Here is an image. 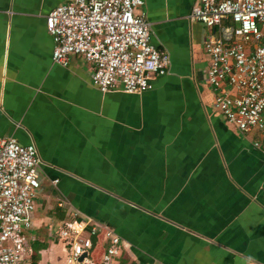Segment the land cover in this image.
Wrapping results in <instances>:
<instances>
[{
    "label": "crops",
    "instance_id": "obj_1",
    "mask_svg": "<svg viewBox=\"0 0 264 264\" xmlns=\"http://www.w3.org/2000/svg\"><path fill=\"white\" fill-rule=\"evenodd\" d=\"M70 1L0 0V138L42 164L26 264H64L52 234L72 212L115 232L117 264H264V152L213 110L196 0H145L170 69L133 95L52 62L45 18Z\"/></svg>",
    "mask_w": 264,
    "mask_h": 264
},
{
    "label": "built area",
    "instance_id": "obj_2",
    "mask_svg": "<svg viewBox=\"0 0 264 264\" xmlns=\"http://www.w3.org/2000/svg\"><path fill=\"white\" fill-rule=\"evenodd\" d=\"M145 7V0H71L53 9L45 18L52 62L65 68L70 57L82 58L102 94L151 90L170 59L151 43ZM189 20L208 30L203 47L213 110L240 134L256 132L253 147L264 152V0H196ZM41 165L33 145L0 138V264H26ZM52 237L64 264H117L120 256L109 226L74 212Z\"/></svg>",
    "mask_w": 264,
    "mask_h": 264
},
{
    "label": "trees",
    "instance_id": "obj_3",
    "mask_svg": "<svg viewBox=\"0 0 264 264\" xmlns=\"http://www.w3.org/2000/svg\"><path fill=\"white\" fill-rule=\"evenodd\" d=\"M38 260H39V257L38 256H34L33 264H37Z\"/></svg>",
    "mask_w": 264,
    "mask_h": 264
},
{
    "label": "rangeland",
    "instance_id": "obj_4",
    "mask_svg": "<svg viewBox=\"0 0 264 264\" xmlns=\"http://www.w3.org/2000/svg\"><path fill=\"white\" fill-rule=\"evenodd\" d=\"M36 202L38 203V200H36ZM30 232V231H29Z\"/></svg>",
    "mask_w": 264,
    "mask_h": 264
}]
</instances>
